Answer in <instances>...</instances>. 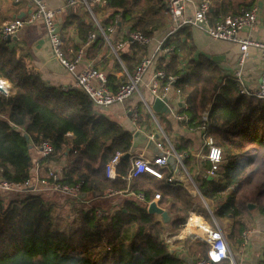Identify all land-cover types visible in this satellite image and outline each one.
Segmentation results:
<instances>
[{
  "label": "trees",
  "instance_id": "1",
  "mask_svg": "<svg viewBox=\"0 0 264 264\" xmlns=\"http://www.w3.org/2000/svg\"><path fill=\"white\" fill-rule=\"evenodd\" d=\"M86 1L91 8L96 7L91 0ZM232 1L215 0L217 5L210 9L211 23L240 12L241 5L233 6ZM103 2L98 6L106 15L95 20L104 30L114 25L116 29L127 28L130 33L154 37L167 25L166 0ZM251 7L244 5L245 9ZM116 16L118 24H114ZM69 18L76 20L82 43L97 30L87 11L84 20L75 14ZM64 35L60 37L66 49ZM189 39L188 27L176 32L166 44L173 46V51L168 59L159 55L152 72L161 70L177 76L173 88L179 90L187 106V120L178 123L182 127L195 130L200 137L198 128L203 123L202 114L207 112L205 135L222 153L215 176L206 177L210 168L206 159L183 160L204 204L178 181L168 182L170 167L161 169L163 179L143 173L128 182L130 162L123 157L133 150L132 131L99 114L82 91H63L45 83L0 39V79L10 85L8 96L0 95V178L15 183L28 179L34 152L47 141L54 154L42 163L66 160L60 170L62 182L81 183V193L86 195L70 207L67 218L73 215L77 225L66 232L57 228L52 215L54 204L42 194L0 192V264H185L180 252L197 262L208 258V245L187 237L168 243L165 237L168 230L179 232L185 226L197 202L196 214L208 220L210 211L229 245L241 243V234L253 215L264 216V100L241 93L236 79L221 77L219 65L201 54L187 61L186 70L181 69L177 53L187 49ZM127 45L128 51H119L118 55L132 74L141 60L138 53L142 47L128 39ZM106 46L98 35L85 56L95 57ZM70 49L77 51L78 47ZM113 82L114 78L107 76L108 88L114 92L117 88ZM135 114L137 126L150 124L151 116L140 105ZM159 124L166 134L170 132L164 117L160 116ZM170 142L177 154L191 146V140L183 137ZM116 152L121 153L116 169L119 177L107 179L105 166ZM109 189L142 193L146 202L159 194L157 205L167 210L171 221L164 223L159 216L148 214L145 203L133 199L123 200L119 209L98 218L95 208L84 205L85 200L101 198ZM248 205L255 208L249 210ZM97 251L101 254L95 255Z\"/></svg>",
  "mask_w": 264,
  "mask_h": 264
},
{
  "label": "built area",
  "instance_id": "2",
  "mask_svg": "<svg viewBox=\"0 0 264 264\" xmlns=\"http://www.w3.org/2000/svg\"><path fill=\"white\" fill-rule=\"evenodd\" d=\"M31 1L34 6L33 13L26 19H14L7 22L1 29L2 38L6 40L16 36L18 31L27 23L30 24L36 21L42 22L48 39L52 59L74 78L73 86L64 87L62 90L67 91L69 89L76 88L82 91L89 97L95 108H108L115 104H122L135 94H137L142 101L143 98L139 91V86L142 83L144 76L153 67L159 55H169L173 51V46H166V44L170 37L182 27L198 28L211 39L236 44L239 48L240 56L237 63L238 68L233 73L232 77L238 82L241 93L252 94L257 98L264 100V73L260 78L257 88L253 92L245 89V82L242 74V68L248 56L247 50L250 47H254L259 51L260 59L264 63V43L255 42L249 38H240L238 36L243 28L250 29L255 26L257 21L255 8L250 10H241L234 16L222 17L214 23H211L209 17L211 7L210 0H200L196 5H192L193 13L190 17L185 16V7L187 4H194L192 0H166V14L169 26L168 33L156 44L151 55L143 57L140 60L132 74L125 71V81L118 86L116 91L113 92L108 88L107 75L105 73L91 65L81 67V63L84 58L83 48H80L77 51L65 49L59 34V27L56 23V17L63 12L64 8L51 9L47 7L42 0ZM103 3V0H91L92 5H102ZM75 6L83 7L93 18L91 6L86 0H67L66 8ZM94 22L97 30L88 36L85 46H89L96 39V37L100 35L104 38L107 45L115 54L117 60L120 62L118 53L122 48V44L118 43L117 46H114L109 40V34L114 32L115 26H109L106 30H104L95 19ZM118 23L119 16H116L114 24ZM129 39H131V42L142 46H146L152 42L151 37H146L141 32L131 33L129 35ZM176 80L177 76L166 75L161 70L153 72L147 85L149 94L153 99L158 98L162 100L163 98H166L167 94L174 90L173 85ZM8 85L9 84H6L4 80L0 79V95L8 96L10 92V87H8ZM175 93L180 97L179 90H175ZM144 104L148 113L152 115L153 111L151 110L150 105H148L145 101ZM186 109L187 106L182 101L181 111L179 113H172L171 110L170 112L176 121L184 122L187 120V115L185 113ZM206 116L207 112H204L202 114L203 123L198 130L202 133L201 140L203 146L206 148V155L204 158L210 163V168L205 174L208 179H212L215 176V172L217 171L219 164L221 163L222 153L221 149L212 144L211 140L205 135ZM132 119L133 122H136V114L133 113ZM159 130L161 137L159 141L157 140V136L153 134L148 136V140L153 141L155 145L157 150L156 155L152 157H144L143 155L134 156L131 152H129L131 166L126 177L128 182L134 180L143 173H147L156 179H163L161 169L170 165V157H173L174 162H176L183 173H187L183 165V160L187 158L188 155L177 154L168 138L161 129ZM190 130L192 131V129ZM35 151L42 159L48 158L54 154L53 147L47 141H43ZM120 157L121 153L116 152L106 164L105 177L107 179L113 180L119 177L116 169L119 164ZM174 180V176H170L168 178V182H172ZM195 191L198 195H200L198 190ZM0 192L13 193L19 196L36 193H58L65 196L72 203H77L83 200L80 198L81 183H63L62 175L59 171L55 170L51 166L42 169L39 161L34 162V166L30 172V177L22 183L10 182L0 178ZM130 193L131 192L128 189L124 191L109 189L104 193L103 198H115ZM136 198L140 202L145 203L147 210L151 203L158 204L160 195L155 194L148 202L145 201V196L142 193L136 194ZM95 214L98 218L105 216V213L100 209L96 210ZM209 215L215 227L205 226L202 237H197L201 242L208 245V258L200 259L195 264H218L223 262H226L227 264H237L224 233L216 227L215 219L210 211ZM251 233V230H246L242 233V237L246 238ZM167 242L169 243V241Z\"/></svg>",
  "mask_w": 264,
  "mask_h": 264
},
{
  "label": "crops",
  "instance_id": "3",
  "mask_svg": "<svg viewBox=\"0 0 264 264\" xmlns=\"http://www.w3.org/2000/svg\"><path fill=\"white\" fill-rule=\"evenodd\" d=\"M45 5L51 9H60L64 8L63 12L56 17V23L59 27L60 34H65L64 39L68 45L66 49L72 47H78V49H84V58L81 63V67L85 65H91L98 70L105 73L107 76H112L114 78V85L116 88L125 81V67L122 62L118 61L115 54L109 47V51L106 49H101L96 53L95 57L89 58L86 55V49L90 47L85 46V43H82L75 28L76 20L69 18V15L75 14L78 19L84 20L83 15L87 11L83 7H68L66 8L67 0H42ZM194 4H187L185 7V16L190 17L193 13V6L196 5L200 0H192ZM214 1V2H213ZM210 0V9L215 7L217 3L215 0ZM221 0H218L220 2ZM233 6L241 5V10H250L255 8L257 14V21L254 27L248 28V30H243L239 33L240 38H249L255 42L264 43V0H233ZM252 4L250 9H245L244 5ZM92 15L91 18L94 20L95 17L98 20H102L105 17V13L101 10V6L96 5L92 6ZM34 6L31 0H0V39L7 42V47L13 49L16 52L18 58H20L26 65V67L35 73L39 74L41 79L52 87H58L63 89L64 87H72L74 84V78L63 70L53 59L49 48L48 39L46 36L45 28L42 22L36 21L34 23L25 24L22 29H20L16 36L11 37V40L3 39L1 36L2 27L9 21L14 19H26L33 13ZM240 10V11H241ZM210 22L212 17L209 11ZM64 27V28H63ZM182 27L181 29H184ZM179 29L178 31H180ZM190 33V39L186 42V47L189 50H192L190 54L189 51L183 50L177 53L179 60V67L183 70L187 69V61L190 59H196L198 55H203L213 61V58L218 59L216 62L220 69L221 77H232L233 73L238 68V60L240 56L239 48L236 44L226 41L214 40L208 37L202 30L198 28L188 27ZM62 30V31H61ZM169 26L168 21L165 29L156 34L154 37H151L152 42L146 46L139 45L142 47L139 50L138 56L143 57L149 56L155 49L156 44L168 33ZM177 31V32H178ZM127 28H118L114 30L113 33L109 34L110 43L114 46H117L118 43L122 44V48L119 51H128L127 39L128 42H131ZM173 39V35L170 37V40ZM63 42V41H62ZM64 47L65 43L63 42ZM137 44V43H136ZM112 54V56H111ZM247 58L242 68L243 79L245 82V89L247 91L253 92L260 81L261 76L264 73V63L260 59L259 51L250 47L247 50ZM169 55H160L159 57H165L168 59ZM153 68H151L143 78L142 83L139 86V91L141 93L144 101L151 105L153 98L148 91V82L152 75ZM3 80V79H2ZM5 81V80H4ZM8 84L7 81H5ZM10 87V85H8ZM167 106L172 111V113H179L181 111L182 99L177 96L175 89L167 94ZM142 99V101H143ZM141 98L135 94L130 97L126 102L122 104H117L116 106L112 105L108 108H96L99 114L106 116L112 121L118 122L125 129L135 132L139 131L140 136L137 140L133 141V150L131 153L134 156L143 155L144 157H152L157 154L155 147L147 149L148 136L153 134L157 136V140H160V130L168 138L169 142L177 138H186L191 140V146L186 152L181 154H187L188 157L192 158L194 161L199 162L204 160L206 155V148L203 146L201 136L199 137L196 134V131L192 129H186L182 127L179 122L176 121L172 113L170 112L169 116H164L163 114L152 113L151 121L148 126H137L133 122L132 115L136 113L137 107L140 105L142 110L146 113L148 111L145 108L144 101L142 102ZM151 107V106H150ZM109 114L110 116H107ZM160 116L164 117L171 126L170 132L165 133L163 126L159 124ZM171 143V142H170ZM172 145V144H171ZM42 158L39 155L34 153V162L39 161L40 167L45 169L48 166L53 167L55 170H61V167L66 165V160H61L58 164H48L45 165L42 163ZM131 162V161H129ZM175 168H172L171 165V176H174V181H178L184 187H186L191 193L197 194L195 190V184L192 180V177L186 169V174L182 172L179 166L174 162ZM131 166V164H130ZM167 168V167H166ZM178 170V171H177ZM201 203L204 204L201 196L197 194ZM95 198H90V200H85V206H88L90 201ZM127 199H133L138 202L136 195L134 193L125 194L119 197L112 198H99L102 202V205L94 207L96 210H102L105 215L113 213L121 207L122 201ZM143 203V202H141ZM74 204V203H73ZM199 202L196 203V206ZM194 207L192 213L187 220L192 218L195 220L197 226H211L209 221L199 216L197 213L198 208ZM88 208V207H87ZM167 212V210H165ZM168 213V212H167ZM169 215V214H168ZM170 217V216H169ZM210 218V217H209ZM185 224L186 231L182 233L168 230L165 233L166 239L170 242L176 239L190 238V227ZM212 224V222H211ZM246 230H251L252 233L249 234L246 238L242 237L241 234V243L232 245L230 243L229 248L233 254L237 264H264V216L253 215L250 225ZM245 230V231H246ZM244 232V231H243ZM242 232V233H243ZM129 233V232H128ZM193 240V238H190ZM196 240V239H195ZM228 243V242H227ZM181 258L184 260L185 264H195L190 258H188L184 253L180 252Z\"/></svg>",
  "mask_w": 264,
  "mask_h": 264
},
{
  "label": "rangeland",
  "instance_id": "4",
  "mask_svg": "<svg viewBox=\"0 0 264 264\" xmlns=\"http://www.w3.org/2000/svg\"><path fill=\"white\" fill-rule=\"evenodd\" d=\"M107 45V43H106ZM106 50L109 51V47L108 45L106 46ZM112 56V54H111ZM126 102V101H125ZM117 104H115L114 106H116ZM107 116H110L109 114H106ZM111 117V116H110ZM35 153V152H34ZM45 198H48L49 201H51L54 206H53V210H52V215L55 221V224L57 226L58 229L60 230H64L66 232H71L77 225V222L74 220V216L70 214L69 218H67L68 212L70 210V207L73 206L74 204L69 201L65 196L58 194V193H54V194H42ZM99 198L93 199L92 201H90V203L88 204V208H94L97 206L102 205V202L100 200H98ZM87 200H90L89 197H87ZM209 224L211 226L215 225L211 222V217L208 219ZM216 223V227L219 228L222 232V228L220 227V225L218 224V222L215 220ZM186 226V225H185ZM183 227L181 229L182 233H184V231H186V227ZM192 238V237H190ZM195 240V239H193ZM195 241L201 242L200 240L196 239ZM101 254V252L97 251L95 253V255ZM234 257L236 256L235 254H233Z\"/></svg>",
  "mask_w": 264,
  "mask_h": 264
},
{
  "label": "water",
  "instance_id": "5",
  "mask_svg": "<svg viewBox=\"0 0 264 264\" xmlns=\"http://www.w3.org/2000/svg\"><path fill=\"white\" fill-rule=\"evenodd\" d=\"M243 30L244 31L248 30V28H243ZM7 40L10 41L11 38H8ZM130 41H131V39H130ZM217 60L218 59L213 58V61H217ZM167 102H168L167 98H163L162 100L155 98V99H153V101L150 105L151 110L154 113L163 114L164 116H169L170 115V109L167 107ZM139 136H140V132L139 131L135 132L133 134V141L135 142ZM24 138L27 142L29 141L28 135L24 134ZM146 147H147V149H151V148L155 147V145H154L153 141L149 140ZM30 148H31V146H30ZM123 158L127 162L130 161L129 154L124 155ZM169 164L172 166V168H175L173 157H170ZM80 198L84 199V198H86V195L81 193ZM201 199H202V197H201ZM203 202H204V200H203ZM248 208H249V210H252L255 208V206L254 205H248ZM147 212H148V214L159 216L164 223H168L171 221V218L169 217L168 213L165 210L159 208V206L156 203H151L147 208ZM193 239H198V238H193ZM170 252L172 253L173 251H170Z\"/></svg>",
  "mask_w": 264,
  "mask_h": 264
},
{
  "label": "bare ground",
  "instance_id": "6",
  "mask_svg": "<svg viewBox=\"0 0 264 264\" xmlns=\"http://www.w3.org/2000/svg\"><path fill=\"white\" fill-rule=\"evenodd\" d=\"M187 225H189L191 230L190 237L192 238L202 237L205 227L204 225L197 226V224H195V220L192 218L188 221Z\"/></svg>",
  "mask_w": 264,
  "mask_h": 264
}]
</instances>
